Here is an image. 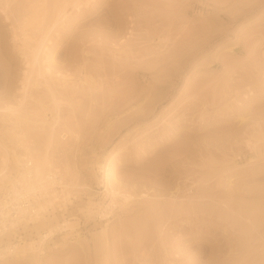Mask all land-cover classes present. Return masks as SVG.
<instances>
[{
	"label": "rangeland",
	"instance_id": "374dc122",
	"mask_svg": "<svg viewBox=\"0 0 264 264\" xmlns=\"http://www.w3.org/2000/svg\"><path fill=\"white\" fill-rule=\"evenodd\" d=\"M64 1L0 0V135L13 145L25 131L76 186L0 244L65 220L77 226L49 238L39 257L0 264H264V0ZM55 6L68 14L49 35L51 72L17 118L5 109L27 68L21 24L45 17L46 28ZM54 95L78 133L65 146L41 104ZM250 134L262 138L253 149ZM114 150V186L149 197L101 217L100 164Z\"/></svg>",
	"mask_w": 264,
	"mask_h": 264
},
{
	"label": "bare ground",
	"instance_id": "6f19581e",
	"mask_svg": "<svg viewBox=\"0 0 264 264\" xmlns=\"http://www.w3.org/2000/svg\"><path fill=\"white\" fill-rule=\"evenodd\" d=\"M68 1L69 0H67V2ZM83 1L84 0H76L75 7L80 8ZM89 1L91 0H86L85 2L89 3ZM67 2L65 3L67 4ZM60 7L62 6L60 5ZM55 9L60 10L56 11ZM55 9L53 12L55 16L52 14L55 19L52 23L53 25L47 26V29L44 28L42 21L44 22L45 17L43 20L41 17L39 18L42 21L37 18L27 20V22L25 21L23 22L24 24H21L22 27H25L21 28L23 29V37L20 38L16 35V37L20 38H18V40L22 42L19 46L25 56L27 68L24 71L22 86L18 89L20 98L14 104L8 105L5 110L9 114L15 115L17 118H19L18 112L25 104L27 98L31 96V89L39 84L40 77H44L47 72H51V68L46 63L45 56L50 40L49 35L52 28L63 23L68 14L63 8L61 9L55 6ZM5 13L6 17L10 19L9 13L7 11H5ZM52 20L50 21L52 22ZM41 28L46 30L44 31ZM39 29H41L42 32L44 31L43 33H39L41 36L38 35V33L36 34ZM29 31L31 33L33 31V33L30 34ZM33 34L38 35V37L32 36ZM89 78L90 80L93 79L90 81V86L92 88L96 87L95 78L91 76H89ZM254 94L255 92L252 90L251 86L249 87V92L246 93L245 96L249 98L250 95ZM52 98L53 104H44L42 102L41 104L45 111L51 110V112H53V122L51 123L52 135L50 136L59 138L57 139L58 141H56L61 145L60 142L64 143L65 141L66 143V139L69 136H78V133L73 127L71 128V125H67V121L64 123L60 115L61 99L55 95ZM239 119L244 121L245 117L241 115ZM14 123L15 126L12 129H15L18 125L16 121ZM14 134L16 139L13 141V145L8 144L3 136L0 135V236L6 235L9 231H13L24 220L28 223H36L44 213H47V211L56 207V205L58 207L61 200H66L76 187L71 179L70 181L67 180L65 175L56 168V165H54L47 155H42L39 150L33 146L25 131H14ZM253 134H250V137L246 140L247 144L252 149L256 147L262 139ZM51 141L53 142V139ZM118 153L119 151L117 150L110 151L108 155L105 156L106 162L100 164V167L104 168V172L106 171L103 193L107 198L105 204L101 206L99 211L101 217H109L116 209L123 208L135 199L141 196L147 197L148 195H133L132 193L122 192L114 186L112 182L114 177L112 176L111 179L110 166ZM150 201V204H148L149 209L155 206V208L153 207L155 210L156 204H152L154 203L152 202L153 200ZM60 207L61 206H59V208ZM71 219H73V217ZM74 222L72 220H65L63 223L50 226L46 231L39 234L38 237L31 240L24 239L19 241L16 239L18 241L10 240L0 244V261L2 259L10 261L11 257L17 260L27 255L33 258L39 257L43 254L45 249L44 246L49 238L54 237L58 232L64 230L73 234L77 226ZM131 223L127 228L136 225L137 221H135L136 224L133 222V225H131ZM108 225L110 224L107 223L104 225L99 232L106 235L108 232ZM120 231L123 232V229L121 228ZM146 262L145 259V263ZM147 264L149 263L147 262Z\"/></svg>",
	"mask_w": 264,
	"mask_h": 264
}]
</instances>
